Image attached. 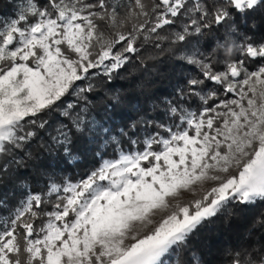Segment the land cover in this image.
<instances>
[{
	"label": "snow or ice",
	"instance_id": "obj_1",
	"mask_svg": "<svg viewBox=\"0 0 264 264\" xmlns=\"http://www.w3.org/2000/svg\"><path fill=\"white\" fill-rule=\"evenodd\" d=\"M0 264H264V0H8Z\"/></svg>",
	"mask_w": 264,
	"mask_h": 264
},
{
	"label": "trees",
	"instance_id": "obj_2",
	"mask_svg": "<svg viewBox=\"0 0 264 264\" xmlns=\"http://www.w3.org/2000/svg\"><path fill=\"white\" fill-rule=\"evenodd\" d=\"M7 8H8V0H0V11H7ZM158 86H162V85L158 84ZM215 227H216L215 225L212 226L213 229ZM207 234H209L208 231H206L205 235H207ZM210 234L215 235L216 233L211 232ZM197 239L198 238H194V243L197 242ZM200 239H202V237Z\"/></svg>",
	"mask_w": 264,
	"mask_h": 264
}]
</instances>
